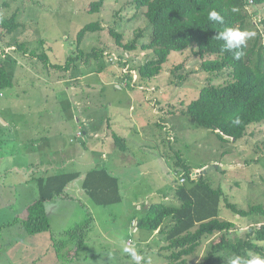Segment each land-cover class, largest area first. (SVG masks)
I'll use <instances>...</instances> for the list:
<instances>
[{
    "label": "rangeland",
    "instance_id": "1",
    "mask_svg": "<svg viewBox=\"0 0 264 264\" xmlns=\"http://www.w3.org/2000/svg\"><path fill=\"white\" fill-rule=\"evenodd\" d=\"M97 1L0 0L1 16L18 15L23 28H19L13 37L26 43L28 50L21 54L14 48H6L4 52L0 49V53H9L14 58V83L17 84L13 89L2 91L0 97V125L2 119L10 123L6 128L0 126V228L16 218H23L27 207L38 199L36 179L45 175L37 168L43 163L52 164L54 174L79 173L84 176V169L76 163L60 165L64 154L69 152L62 153L60 145H73L69 137L74 129L70 126L74 111L72 97L82 84L89 85L91 92H97L101 86L108 87L112 105L95 112V121H104L112 114L111 123L117 119V123L123 122L127 126L129 151L126 158H122L123 153L118 150L110 151L109 161L117 156L120 166L105 168L118 179L122 201L106 207L96 206L82 192L78 194L75 190L79 188L80 180L73 181L68 189L69 197L65 195L46 204L49 232L28 235L19 224L0 229V264H135L131 255L124 251L125 247L135 249L144 257L141 264H170V252L164 249L167 245L164 234L137 231L133 224L136 216L143 215L147 203L179 205L175 192L179 184L187 185V178L184 170L177 166V154L191 169L192 177H196L194 173L201 169L217 165L219 169L205 173V178L213 188L220 187L228 202L237 209L248 210L251 205L264 204V122L251 125L249 134L236 142L221 141L210 130L198 127L182 113L198 97L208 79L200 69V60L193 55L195 45L182 52H172L159 76L141 80L134 67L151 60L152 52L138 47L134 52L125 51L116 44L109 31L122 34V43L131 42L141 32L140 40L147 44L150 26L144 10H135L131 0H105L98 13H89L91 3ZM247 12L250 22L245 32L255 34L248 42L258 39L264 45V5L249 7ZM93 22H99L102 31L87 34L77 45V33ZM258 34L260 38H257ZM10 38L11 35L0 30L1 45ZM40 40L45 45L38 51L37 41ZM79 50L85 54L102 51V54L98 59L90 58L89 62L77 60L69 73L48 68L37 57L41 52L45 53L50 63L63 66L70 57H77ZM30 51H35L34 56ZM45 70L59 75L57 82L61 84L55 87L59 93L54 94L55 98L47 93L53 89L44 85L36 87L45 82L41 79L39 82L34 71L45 73ZM25 74L30 75L26 81L31 80L35 88L26 89L23 85ZM226 79V76L216 78L212 84H222ZM115 86L123 89L115 91ZM135 88V92L127 91ZM98 102L93 95L92 107L100 106ZM57 118L65 123L51 128H71L63 139L65 142L47 140V144L44 143L47 153H40L39 146L31 141L40 137L38 134L46 138L53 136V131L43 133V123ZM82 159H88V155L83 153ZM88 214L94 220L93 228L79 250L75 248L77 242L73 243L72 236L65 233L82 224ZM220 218L235 224L233 233L238 237H244L250 226L264 225V218H242L226 209L224 202ZM169 225L166 221L163 230ZM215 237L204 238L194 254L186 258V264H201ZM32 246L36 247V252L29 255L27 251ZM220 264H230V261Z\"/></svg>",
    "mask_w": 264,
    "mask_h": 264
},
{
    "label": "trees",
    "instance_id": "2",
    "mask_svg": "<svg viewBox=\"0 0 264 264\" xmlns=\"http://www.w3.org/2000/svg\"><path fill=\"white\" fill-rule=\"evenodd\" d=\"M104 1L91 3L89 13H98ZM130 3L135 10H144V17L150 26L148 43L141 42V32L127 43H122V34L112 29L109 32L116 44L125 51L134 52L138 47L142 51L152 52L151 60L138 68L134 67L141 80L159 76L172 52H182L195 45L196 49L192 48L193 55L200 60V69L208 79L198 97L182 111L183 115L198 127L210 130L218 139L227 142L242 140L249 134L251 125L264 122V45L257 41L258 39L252 43L247 39L239 49L228 51L225 49L227 41L218 38L226 28L245 32L250 22L247 9L264 5V0H131ZM212 10L223 17V23L208 19ZM19 28H23V25L19 23L16 13L9 18L0 15V30L8 36L11 35L10 41L0 44L2 52L6 48H14L17 52L26 54V43L18 41L16 36L13 37ZM100 31L102 26L99 22L87 24L77 33V45H80L87 34ZM257 38H260L259 34ZM44 45L42 40L37 41L38 51L44 48ZM236 51L241 53L239 59L235 57ZM2 52L0 95L2 91L13 89L17 85L14 83V58L10 57L11 54L9 56V53ZM30 53L34 56L35 51ZM100 54L102 51L93 50L85 54L79 50L78 56L70 57L63 66L50 63L45 53L41 52L37 57L48 68L69 73L77 60L89 62L90 58L98 59ZM223 76L227 79L222 84H212L214 79ZM23 77V85H26L27 78ZM237 120L239 123H236ZM0 126L2 127V124ZM217 131L221 135L217 134ZM111 137L118 150L125 152V141L114 132ZM177 166L184 170L187 178V185L179 184L175 192L179 205L174 207L164 203H147L144 205L143 215L136 216L133 228L137 231H148L149 234L156 231L163 233L167 243L164 249L170 252V264H186V258L194 254L202 240L212 236L216 237L211 241L201 264H220L223 261H231L236 256L248 260L252 258L249 253L264 259V225L250 226L244 237H238L233 233L235 224L220 218L223 202L226 209L242 218H264V204L251 205L248 210L237 209L228 202L220 187L211 186L205 174L192 177L191 169L178 154ZM78 177L79 173H63L36 179L38 199L27 207L23 218H16L0 229L19 224L28 235L49 232L46 204L65 197L67 186ZM119 186L118 179L105 168L91 169L85 174L81 184L83 192L91 202L100 207L119 204L122 201ZM166 221L170 222V225L164 231ZM93 223V218L88 214L82 224L65 233L72 236L70 240H74L73 243L77 242L75 248L80 250L84 245L85 236L91 232Z\"/></svg>",
    "mask_w": 264,
    "mask_h": 264
},
{
    "label": "crops",
    "instance_id": "3",
    "mask_svg": "<svg viewBox=\"0 0 264 264\" xmlns=\"http://www.w3.org/2000/svg\"><path fill=\"white\" fill-rule=\"evenodd\" d=\"M33 70H30L31 73ZM34 72L37 73L36 79H38L39 82H40V79L43 82H45V83H40L39 85L36 84V87L44 85L47 89L48 88L51 90L53 89L55 92L47 91V93H51V95L53 96L52 98H55L54 94L55 93L59 94L57 93V89L55 90V87L58 88L59 84H61L60 82L59 83L57 82L58 81L57 78L59 75L55 76L51 72L49 73H46V72L43 73L40 71L38 72L34 71ZM29 76L25 74L26 78H28ZM69 79L71 80L73 78H69ZM74 79L77 80V78H74ZM60 81H63V84L65 83L64 82L65 80H60ZM82 85H83L82 87L78 86V90L73 94V97H72L73 104H74L73 105L74 111L72 112V119H71L70 126H72V128L74 129H72L71 134L70 135L68 134V135L73 145L71 147H68L67 145L62 146L63 144L60 145V148L63 147L62 153L69 151L68 153H65L64 156L62 157L63 160L60 163V165L64 167L65 165H72L76 163L79 165V167L84 169L85 174L91 169H95V168H106L108 166L119 167L120 163L118 162L117 156L114 158L113 161H109V155H110L109 152L111 151V153H113L114 151L118 150V148L113 144L111 134L113 132L116 133L119 137H121L125 141V144H126V140L128 139L126 138V134H125L127 126L123 122L117 123V119H115L113 123H111L112 114L111 116H108L104 121H101V122L95 121L94 120L95 112L101 111L102 109H105V108L108 109V107L112 105V102L109 100V96L107 94L108 87L101 86V88L98 87L96 89L97 92H91V87L89 85H86V84L85 85L82 84ZM26 86H27L26 89H29L32 86V81L28 80L26 83ZM31 88H35V87H31ZM115 89H116L115 91H121L123 88L116 87ZM135 90L136 88L132 90L127 89V91H133V92H135ZM60 94H63V93L60 92ZM93 95L95 99L100 101L98 102L100 103V106L92 107V96ZM2 96L3 95H0V97ZM132 96L129 98H132ZM134 96L137 97L138 95H134ZM130 110L131 108H129V111ZM107 121L109 122V124H107ZM1 122H2V128H6L10 124L8 121L3 120V119L1 120ZM60 122L62 123V126H63V123H65V120H61L57 118V119L51 120L48 123L47 122L43 123V127H44L43 133H47L48 131H53L54 133L53 136H51L50 138H46L44 135L42 137V134H38L40 137L35 138L34 140L31 141L32 144H36L37 147L39 146L37 150L40 151V153H44V154L47 153V149L45 148L47 145L44 144V143L47 144V140L55 139V140H60L62 142H65V140L63 139L66 138L65 135L68 133V130L70 131L71 128L68 130L63 129V128L62 129L61 128H51V127H59ZM55 130L57 131L55 132ZM72 131H74L75 133H73ZM79 131H81L82 133L81 138H78L76 136V134ZM135 132L137 136H139L138 131H135ZM128 151H129V147L127 146H126L125 152H121L118 150V152L123 153L122 158H126V154L128 153ZM83 153L88 155V159H82ZM33 165L34 164H31L30 167H33ZM204 167L205 166H201V168H204ZM201 168H196V170H199ZM37 169L39 171L40 169H42L40 173H43L45 177L56 173L52 170V164L48 162L43 163V165ZM84 176H79L76 180H80V183L82 184ZM73 183L74 182L70 183L66 188L67 197L70 196L68 189L72 186ZM81 184L79 185V188H76L75 190L78 192V194H81L82 192L87 197V195L81 189ZM74 197L76 198L77 194H75ZM27 252L30 253L29 255H34V252H36V247L32 246Z\"/></svg>",
    "mask_w": 264,
    "mask_h": 264
},
{
    "label": "clouds",
    "instance_id": "4",
    "mask_svg": "<svg viewBox=\"0 0 264 264\" xmlns=\"http://www.w3.org/2000/svg\"><path fill=\"white\" fill-rule=\"evenodd\" d=\"M233 11H236V9H233ZM208 19L210 21L223 23V17L215 10L209 12ZM253 35L255 34L249 32H242L233 28H226L223 32L219 34L218 38L226 40L227 44L225 45V49L228 51H232L235 49H239L242 45L245 44L246 40ZM240 55L241 53L239 51L235 52V57L237 59H239ZM236 123H239V120H237ZM79 132L81 133V131ZM124 251L131 255V258L133 261H135V264H141V261L144 259V257L137 254V251L133 248L125 247ZM249 256H251L252 258L248 260H243L241 257L236 256L230 261V264H264V259H262L260 256L253 255L252 253H249Z\"/></svg>",
    "mask_w": 264,
    "mask_h": 264
},
{
    "label": "water",
    "instance_id": "5",
    "mask_svg": "<svg viewBox=\"0 0 264 264\" xmlns=\"http://www.w3.org/2000/svg\"><path fill=\"white\" fill-rule=\"evenodd\" d=\"M217 134L221 135V133L219 131L216 132ZM213 169H219V167L217 165H212V166H209L207 168H204V169H201L200 171L194 173V175H202V174H205L207 172H209L210 170H213Z\"/></svg>",
    "mask_w": 264,
    "mask_h": 264
},
{
    "label": "built area",
    "instance_id": "6",
    "mask_svg": "<svg viewBox=\"0 0 264 264\" xmlns=\"http://www.w3.org/2000/svg\"><path fill=\"white\" fill-rule=\"evenodd\" d=\"M77 136H78V137H81V133H80V132H79V133H77ZM182 181H183V179H182Z\"/></svg>",
    "mask_w": 264,
    "mask_h": 264
}]
</instances>
